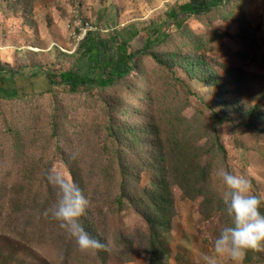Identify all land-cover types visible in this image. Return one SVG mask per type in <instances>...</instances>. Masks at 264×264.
<instances>
[{"label":"rangeland","instance_id":"rangeland-1","mask_svg":"<svg viewBox=\"0 0 264 264\" xmlns=\"http://www.w3.org/2000/svg\"><path fill=\"white\" fill-rule=\"evenodd\" d=\"M179 1L0 0V67L12 74L0 91V264H150L149 224L130 198L118 199L125 183L134 195L151 187L162 151L180 152V144L192 155L187 164L207 171L187 190L173 178L168 264H202L231 222L215 170L246 176L264 196V0H230L190 19L185 32L173 29L153 50L161 61L139 57L111 88L71 93L60 84L63 72L87 73L77 62L80 28L88 24L103 37L131 25L142 31ZM142 45L138 38L132 48ZM192 57L206 60L196 73ZM44 73L55 76L53 85ZM53 167L84 191L81 222L110 242L106 249L81 253L45 216L55 200L47 180ZM243 264H264V251H248Z\"/></svg>","mask_w":264,"mask_h":264},{"label":"trees","instance_id":"trees-1","mask_svg":"<svg viewBox=\"0 0 264 264\" xmlns=\"http://www.w3.org/2000/svg\"><path fill=\"white\" fill-rule=\"evenodd\" d=\"M230 0H180L174 7L166 13V20L161 23H154L152 26H146L140 31L136 26L131 25L126 30L115 31L108 37H103L100 32H88L77 49L79 64L85 63L87 73L81 75L78 69L63 72L59 76L60 84L69 88L71 93H78L84 89H108L116 83L128 78L135 69L136 60L139 57L152 56L161 61L159 53L153 51L159 48L172 38L173 29L184 31L188 28L187 23L192 18H199L203 15H209L214 11L223 8ZM80 33V32H79ZM189 34L196 39L193 31ZM140 38L142 48L134 51L132 43ZM195 41L190 42L192 46ZM202 57L189 58L190 72L196 73L197 66L205 63ZM78 64V65H79ZM41 73V70L35 69L34 75ZM43 73V71H42ZM11 74L0 67V91L5 87L6 76ZM45 74V73H44ZM12 75V74H11ZM50 86L53 85V74L46 73ZM14 76V74H13ZM12 78V76H10ZM208 85L212 82L208 78L202 79ZM220 89H224V83H217ZM220 91L216 92L221 103L226 104V100ZM215 117L221 119L220 113L216 112ZM126 134L134 132L132 128H125ZM134 135L137 136V133ZM217 148L224 150L220 143L218 135L215 133ZM179 142V141H178ZM180 143V142H179ZM181 146V144H180ZM161 153V161L164 164H158L156 176L151 187L137 191L134 195L130 183H125L122 187V193L119 196V204H123L124 198H130L131 202L140 209L143 217L146 219L150 228V245L148 248L150 255V264H168L170 256V247L168 246V235L171 230V215L174 211V199L171 187L173 178H179L181 188L188 186L196 188L191 181L194 178L205 176L207 167H201L194 164H187L192 156L189 150ZM193 156L199 158V153H193ZM192 163V162H191ZM127 177V169H123ZM200 189V190H199ZM198 189L199 194L204 192L205 187ZM187 190V189H186ZM93 237L94 231L90 227H84ZM103 250V249H102Z\"/></svg>","mask_w":264,"mask_h":264},{"label":"clouds","instance_id":"clouds-1","mask_svg":"<svg viewBox=\"0 0 264 264\" xmlns=\"http://www.w3.org/2000/svg\"><path fill=\"white\" fill-rule=\"evenodd\" d=\"M74 158V157H73ZM224 186L222 203L230 223L222 227L212 243V251L201 257L202 264H243L248 251H264V196L254 193L250 180L242 174H233L225 168L214 171ZM55 200L46 210L58 227L75 242L81 253L106 249L109 241L93 238L84 228L81 218L89 208L84 191L55 167L47 176Z\"/></svg>","mask_w":264,"mask_h":264},{"label":"built area","instance_id":"built-area-1","mask_svg":"<svg viewBox=\"0 0 264 264\" xmlns=\"http://www.w3.org/2000/svg\"><path fill=\"white\" fill-rule=\"evenodd\" d=\"M79 31H80V36H81L80 41H82L86 37L87 33L88 32H93L94 29L91 26H89L88 24H86L85 26L80 28Z\"/></svg>","mask_w":264,"mask_h":264}]
</instances>
